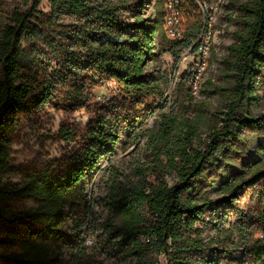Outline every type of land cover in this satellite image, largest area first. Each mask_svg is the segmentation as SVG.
<instances>
[{"label":"trees","instance_id":"1","mask_svg":"<svg viewBox=\"0 0 264 264\" xmlns=\"http://www.w3.org/2000/svg\"><path fill=\"white\" fill-rule=\"evenodd\" d=\"M44 1L47 13L39 9ZM152 1L153 18L146 15ZM179 1V40L163 32L164 0H24V12L0 19V264H98L83 246L92 214L85 185L104 163L110 217L99 243L133 264H160V256L163 264H264V112L251 113L264 79V0L239 6L240 30L223 60L228 99L203 138L206 106L182 117L161 113V82L146 74L162 54L178 62L193 51L203 18L195 0ZM105 84L117 94L96 102L93 92ZM184 85L181 78L180 110ZM46 109L83 110L88 120L59 124L50 136L62 144L58 158L39 152L15 165L10 147L19 118ZM122 134L144 138L150 157L126 182L111 164ZM213 189L217 200L205 196ZM246 197L253 204L244 207ZM19 200L29 205L10 206ZM206 229L215 233L207 241ZM71 241L66 263L60 251Z\"/></svg>","mask_w":264,"mask_h":264},{"label":"rangeland","instance_id":"2","mask_svg":"<svg viewBox=\"0 0 264 264\" xmlns=\"http://www.w3.org/2000/svg\"><path fill=\"white\" fill-rule=\"evenodd\" d=\"M247 1L249 0H212L211 4H213V9L210 13L213 36L207 70L202 77L196 97H189L190 90L185 80L186 71L193 60L194 51H183L180 54L178 62H175L169 54L165 53L160 58H155L146 65L148 78L158 79L161 82L163 91V98L159 107L161 113L167 115L178 114L179 117H182L185 114L187 116L194 114L199 105L206 106L207 126L203 129L204 133L202 138L215 125L218 112L224 109L228 99L225 91H221V89L229 86L225 82L226 77H224V74L226 72L224 70L223 60L228 55V46L234 41L233 33L240 30L239 23L237 24L235 22V19L242 15L239 6ZM152 4L153 2L147 9V15L151 18L155 16ZM26 9L27 5L24 4V0H0V19L7 21L14 12H24ZM39 9L45 13L49 11L45 1L42 2ZM29 45L27 43L23 44L24 47H28ZM181 78L184 79V87L189 93L188 99L184 101V107H186L184 110H180L181 107L177 103V84ZM206 81L210 82V84L205 85L204 83ZM262 83L263 86L257 90L258 103L251 108V113L254 116L264 112V79ZM204 89L206 91L205 93L203 92ZM93 93L96 102L99 103H103L117 94L113 84H105L102 87L96 88ZM153 119L154 117L146 120L144 129L152 126ZM87 120L88 118L83 110L75 112L72 115H64L53 109H46L32 116H21L16 128V138L10 147L11 156L15 160V165L22 166L25 163L31 162L39 152L46 153L51 159L58 158L60 155L59 148L62 144L50 139V136L56 132L59 124L62 122L85 124ZM144 143V138H140L135 142L126 136V134L121 135L115 155L111 160V164L122 173L120 180L125 182L128 179L133 180L132 174L136 166L140 164L145 165L150 162V157L147 155ZM175 175V172L172 171L166 178L169 185L174 182ZM10 180L16 181L17 179L13 178ZM6 181L7 178L2 179V182ZM107 183L108 167L104 163L101 171L95 173L92 180L87 181L85 185V191L92 201V214L89 218V225L91 227L89 230L85 229V233L86 237L93 240V244L87 246L83 243V246L86 248V254L98 264H133L134 261L131 258H126L116 253L105 241H101V243L97 241L99 236L103 234L102 224L104 220L110 217V214L104 207ZM205 196L211 200H217L220 197L215 189L209 191ZM23 204L29 205V202L23 200L12 201L10 206L18 208ZM252 204L248 197L243 200L244 207ZM205 219H209L208 213L205 214ZM232 222L233 218H230L227 222H223L221 226L226 227ZM67 226H69V222L64 228ZM67 232L69 233V231ZM213 236H215L213 229L203 231L205 241ZM102 240H105L104 235ZM73 246L75 247V241H71L69 245H64L61 248L62 260L66 263H69L72 258ZM159 261L160 264H163V256L159 257Z\"/></svg>","mask_w":264,"mask_h":264},{"label":"built area","instance_id":"3","mask_svg":"<svg viewBox=\"0 0 264 264\" xmlns=\"http://www.w3.org/2000/svg\"><path fill=\"white\" fill-rule=\"evenodd\" d=\"M211 2L212 0L209 2H200L195 0V3L203 18V26L192 48L194 51L193 60L186 71L185 80L189 86L191 97H196L200 88V82L208 66V58L213 36L212 18L210 13L213 9V4H211ZM179 6V0H164L163 15L160 23L165 36L169 40H179L183 35V15L180 12ZM84 241L87 246H91L93 244V240L89 237H85Z\"/></svg>","mask_w":264,"mask_h":264}]
</instances>
